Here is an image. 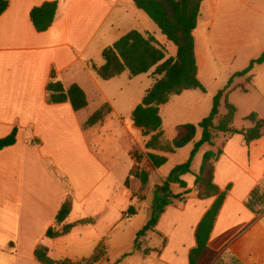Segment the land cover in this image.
<instances>
[{"label":"crops","instance_id":"crops-1","mask_svg":"<svg viewBox=\"0 0 264 264\" xmlns=\"http://www.w3.org/2000/svg\"><path fill=\"white\" fill-rule=\"evenodd\" d=\"M6 1L9 6L0 16V139L17 130V142L0 150V264H41L35 258L40 244L49 249L54 260L78 261L90 258L105 241L108 258L101 264H112L111 255L123 261L134 250L140 229H128L129 242L122 246L119 232L125 233V221H132L123 219V215L131 206L138 209V215L142 207H147L149 220L152 190L163 180L153 182L152 176L160 169H153L146 156L149 137L132 118L148 91L139 79L145 74L131 77L126 72L129 79L117 93H111L110 85L99 81L95 68L105 65L103 51L128 32L151 33L136 26L125 29L130 20L139 17L133 9L134 0ZM47 2H57L58 12L51 28L39 32L31 12ZM203 14H209L208 0L202 4L194 32L197 77L206 87L210 70L207 56L214 39L208 31L214 21L202 24ZM230 36L235 37L225 40L221 50L228 65L236 62L242 50H238V36L245 41L243 34ZM53 73L66 89L77 84L84 90L86 109L75 111L70 102L49 103L47 87ZM152 73H147L153 79L151 88L155 84ZM236 73L232 72L231 77ZM94 91L99 100L91 104L90 92ZM197 91H185L161 106L162 131L167 141L176 137L177 127L183 124L174 125L175 136H167L164 108L189 105L199 114L198 120L190 124L209 116V101ZM104 104L111 106L112 113L102 123L85 129V122ZM222 139L218 146L217 140ZM211 149L222 151L215 164L214 182L228 194L209 240L207 264L233 259L241 264H264V213L257 214L246 205L253 190L259 185L264 187V136L247 145L244 135L220 134L215 147L203 148L195 160ZM152 152L166 156L169 162V156L178 151ZM136 153L143 155L140 164ZM123 156L126 163L121 160ZM138 168L149 172L148 185L143 186L136 177L129 178L130 172ZM188 176L192 174L181 179L187 189H193L196 176H192L193 184L187 182ZM171 188L175 195L186 190L178 184ZM67 197L72 200V211L63 224H57ZM215 201L216 197L201 199L194 192L184 202L166 209L156 227L157 234L149 237L152 247L161 250L155 254L159 264H189L190 252L197 244L196 230ZM81 221L90 223L79 224ZM66 225L76 226L63 236L47 237L50 229L60 231Z\"/></svg>","mask_w":264,"mask_h":264},{"label":"trees","instance_id":"trees-1","mask_svg":"<svg viewBox=\"0 0 264 264\" xmlns=\"http://www.w3.org/2000/svg\"><path fill=\"white\" fill-rule=\"evenodd\" d=\"M205 0H134L136 6L158 26L166 39L177 48L175 57H168L167 51L160 46L155 37L149 33L132 30L121 37L113 46L106 48L102 55L105 65L95 68L99 78L108 81L122 76L126 72L131 77L147 74L154 69L152 75L155 80L154 86L147 91L142 103L133 112L134 124L143 129V135L149 137L146 142V153L153 169H160L166 165L168 158L160 156L152 151H162L167 154H175L180 149L191 144L200 129L201 139L194 144L189 160L176 166L170 175L155 185L152 190V202L150 206L151 216L143 229L138 231L134 241V252H139L144 259L151 257L153 253H160L159 248L150 246V234H157L156 227L165 213L166 209L177 202H184L191 193H197L201 199L216 197L213 206L203 217L196 230V247L191 250L189 264H207L209 255V240L215 227L221 208L225 202L228 190L222 192L214 182L215 164L222 151L207 150L203 154V162L196 175L193 189H187V183L181 179L182 176L192 173V166L196 156L205 147H215V140L220 134L229 136L244 135L245 142L250 145L264 136V119L257 114H252L246 120L252 122L253 127L248 130H238L234 123L238 114L236 106L230 103L232 92L237 89L233 87L236 78L247 77V82H253L252 72L255 67L264 64V53L257 59L252 60L250 65L243 71L234 74L228 85L219 91L213 98L212 110L206 118L198 124H183L177 127V135L172 141L165 139L162 131L163 119L161 117V106L167 104L173 96L181 95L185 91L200 90L207 93L206 87L197 77V58L194 32L197 28L201 15V7ZM8 1L0 0V16L7 10ZM58 12L57 2H47L36 7L31 12V20L39 32H45L55 22ZM239 88V87H238ZM243 91H247L243 88ZM47 98L51 104L70 102L75 111H81L88 107V99L84 90L77 84L66 89L56 75H51L47 87ZM225 104L226 114L221 116L220 109ZM112 113L109 104H104L85 122L84 128L89 129L102 123ZM17 142V130L6 138L0 139V150L11 147ZM140 164L143 155L136 153ZM130 177L138 178L143 186L149 184V172L138 168L132 170ZM129 178L126 184H129ZM178 184L186 189L184 193L175 195L171 185ZM249 209L257 214L264 213V187L259 185L251 193L246 202ZM72 200L67 197L62 205L57 218V224H63L72 211ZM128 212L132 218L138 215V209L129 207ZM90 223L81 221L79 224ZM76 225H66L60 231L50 229L48 238H57L69 233ZM166 240H163V245ZM108 255V246L101 244L96 252L87 259L73 261L70 259L54 260L50 256L47 247L40 244L35 251V258L41 264H98ZM127 256V255H126ZM125 256V257H126ZM219 260L216 264H224ZM234 264H241L233 259Z\"/></svg>","mask_w":264,"mask_h":264},{"label":"rangeland","instance_id":"rangeland-1","mask_svg":"<svg viewBox=\"0 0 264 264\" xmlns=\"http://www.w3.org/2000/svg\"><path fill=\"white\" fill-rule=\"evenodd\" d=\"M209 14H203L201 23L213 22L210 24V31H212L213 49L208 51V60L210 65L207 69L206 74V88L207 93L197 91L202 97L208 99L209 114L212 110V103L214 96L221 90H223L229 83L232 72H241L245 70L252 60L259 58L264 53V0H208ZM134 11L139 16L138 19H132L129 21V25L125 29L139 28V30L150 32L152 36L156 37L160 46L163 47L168 54V57H173L176 55V46L169 42L166 37L161 33L158 26L146 15L145 12L140 10L136 4L133 5ZM209 25V24H208ZM129 26V27H128ZM232 33H240L245 36V41H243L239 36L238 39L241 41L239 45V56L235 63L226 64L223 61L224 52L221 51L224 48V41L229 40L233 36ZM235 37V36H234ZM233 37V38H234ZM255 42V43H254ZM247 46V49H243ZM154 69L151 70L153 72ZM253 82H247V77L237 78L234 81V86H239L235 89L230 96V103L236 106L238 110L237 118L235 121V127L237 129H243L251 127L252 122L246 120L252 114H257L260 119H264V64L257 66L253 71ZM153 77V75H152ZM129 79L128 74L123 75L113 81L102 80L99 78L101 83H106L110 85L109 91L112 93H117L121 86H124L126 80ZM140 81L143 83V88L149 90L153 85V79L145 74L141 76ZM112 84V85H111ZM246 88L247 91H243ZM91 104H95L99 100V96L96 91L90 92ZM221 114H226V107L223 104L221 108ZM163 118L165 121L164 130L167 136H175V126L177 123H193L199 118V114L195 112L194 109L185 103L173 104L168 108L163 109ZM197 124V123H195ZM202 137V131L199 130L195 140L189 144L188 148L179 150L175 155L169 156V162L162 166L157 174L152 176L153 182H159L164 180V178L170 175L172 170L181 164L186 163L194 148V144L198 142ZM168 140V139H167ZM171 140V139H169ZM224 139L217 140V145L220 146ZM121 144H124L122 138L119 139ZM136 156V154H135ZM126 157H121V160L126 163ZM194 166H192V176H196L195 173L199 170L202 165L203 157L197 158ZM188 176L187 182L193 184V177ZM162 184V183H161ZM151 188V187H150ZM151 190V189H150ZM175 189V192H178ZM142 195L140 196V198ZM144 208V209H143ZM151 211V210H150ZM173 212V208L171 209ZM128 212V211H127ZM126 213V212H125ZM130 213V212H129ZM131 214V213H130ZM125 215V214H124ZM123 215V219L128 220ZM132 218V217H131ZM130 223L125 221L126 227L124 232H119L120 238L122 239V246L129 242L128 229H134L139 227V231L144 228L148 223V208L142 207L140 214L135 218H132ZM127 223V224H126ZM152 234H150L151 236ZM119 238V239H120ZM155 243H158V238L154 239ZM104 245L108 246V242H103ZM102 243V244H103ZM150 246H152V243ZM109 251V246H108ZM116 255H111L112 264H159L155 258V253L151 255L150 258L144 259L143 255L139 252H134V250L128 254L123 261H117ZM108 255L98 264L103 261H107ZM80 261V260H78ZM224 264H234L232 261H225Z\"/></svg>","mask_w":264,"mask_h":264},{"label":"built area","instance_id":"built-area-1","mask_svg":"<svg viewBox=\"0 0 264 264\" xmlns=\"http://www.w3.org/2000/svg\"><path fill=\"white\" fill-rule=\"evenodd\" d=\"M124 216L126 219H130L132 217V215L129 212H126Z\"/></svg>","mask_w":264,"mask_h":264}]
</instances>
